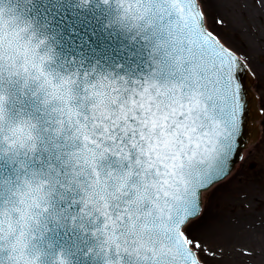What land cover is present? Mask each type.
I'll list each match as a JSON object with an SVG mask.
<instances>
[{
    "label": "snow or ice",
    "instance_id": "obj_1",
    "mask_svg": "<svg viewBox=\"0 0 264 264\" xmlns=\"http://www.w3.org/2000/svg\"><path fill=\"white\" fill-rule=\"evenodd\" d=\"M203 6L204 0H137L135 8L129 6L131 16L127 11L121 16L122 23L155 42V70L147 86L141 83L142 92L102 78L91 85L90 95L88 76L79 82L66 79L62 90L45 100L50 107L43 109L44 116L24 121L27 132L10 129L11 135H4L0 124V143L26 173L15 192L25 197L19 201L24 207L8 209L7 227L0 225V239L9 238L17 264H33L24 260L22 222L28 227L36 219L34 212L48 211V198L59 183L54 175L29 171L28 157L53 132L64 135L65 147H76L65 163L72 167V181L83 189L85 209L93 206L111 221L104 225V250L112 252L114 243L115 256L122 255L121 249L127 256L115 264H203L204 241L189 224L199 215L202 190L227 174L241 110L236 72L244 62L207 30ZM37 47L20 44L17 33L0 42V80L5 65L10 78L20 75V64L24 74L38 69V59L44 58H37ZM5 114L0 95V121ZM109 157L116 167H100ZM11 191L10 183L3 185L0 198ZM16 211L20 219L13 221L9 213Z\"/></svg>",
    "mask_w": 264,
    "mask_h": 264
},
{
    "label": "water",
    "instance_id": "obj_2",
    "mask_svg": "<svg viewBox=\"0 0 264 264\" xmlns=\"http://www.w3.org/2000/svg\"><path fill=\"white\" fill-rule=\"evenodd\" d=\"M136 4L137 0H107V3L105 0H0V11L3 12L0 15V42L11 39L12 33H17L20 44L35 46L27 36L29 32L35 37L34 42L43 41L40 48L42 54L50 52V70L67 76L74 74L78 82L88 76L91 83L85 86L90 88V95L94 91L91 85L102 78L140 93L143 91L141 83L147 86L148 77L155 70L154 60L157 57L153 52L154 41L121 22L120 18L126 11L131 16L129 6L135 8ZM222 42L228 46L225 41ZM19 55L22 59L23 53ZM4 60L6 62L7 57ZM18 67L23 72V64ZM236 78L241 110L233 151L226 164L227 174L239 161L243 149L254 145L260 133L258 121L261 114L256 106L257 97L252 91L254 80L244 64L237 70ZM0 95L5 97V110L10 118L23 116L37 121L44 116L43 97L36 91L35 84L5 78L0 80ZM72 119L78 118L73 114ZM67 144L63 134L56 137L53 132L39 146L40 150L28 157L29 171L54 175L59 180L48 198V211L41 215L31 233L29 255L35 258L32 259L33 264H58L60 259L65 264H115V260L126 261L127 256L122 249V255L115 256L114 243L112 252L104 250V239L108 238L104 225L111 221H105L103 212L93 206L85 209L83 189L72 181V167L65 163L68 151L76 150V147L67 148ZM6 148L0 143V190L9 183L16 186L26 175L19 163L7 154ZM99 166L115 168V160L109 157ZM15 199L17 208H23L19 201L25 197L17 193ZM5 202L6 194L0 198V225L3 228L7 227L4 223V213L8 210ZM96 202L94 200L91 204ZM100 206L103 207V202ZM9 217L13 221L19 220L20 213L11 212ZM22 227L25 231L23 240L27 243L28 227L23 222ZM3 228H0V237ZM0 243L4 241L0 239ZM24 260L29 259L25 256ZM0 264H9L8 253L3 249H0ZM14 264H17L15 260Z\"/></svg>",
    "mask_w": 264,
    "mask_h": 264
},
{
    "label": "rangeland",
    "instance_id": "obj_3",
    "mask_svg": "<svg viewBox=\"0 0 264 264\" xmlns=\"http://www.w3.org/2000/svg\"><path fill=\"white\" fill-rule=\"evenodd\" d=\"M207 28L242 56L256 77V90L264 110V0H204ZM223 20L224 23H217ZM260 144L245 155V160L220 185L203 197V211H211L222 221L234 225V234L215 229L208 234L197 230L202 214L189 228L204 241L200 253L204 264H264V118ZM254 163V168L248 167ZM223 186V188H222ZM237 237L242 243L233 240ZM238 243V245H237ZM215 251L218 255H211Z\"/></svg>",
    "mask_w": 264,
    "mask_h": 264
},
{
    "label": "clouds",
    "instance_id": "obj_4",
    "mask_svg": "<svg viewBox=\"0 0 264 264\" xmlns=\"http://www.w3.org/2000/svg\"><path fill=\"white\" fill-rule=\"evenodd\" d=\"M125 24V23H124ZM128 26L127 24H125ZM27 36L29 39L32 40V42L37 45L36 48V55L37 58L43 57V61L40 62L38 59L39 68L38 69H32L28 74H24L23 72L20 73L19 76L15 77H9L7 66L5 65L4 68V76L7 79H19L23 81L25 84H35L36 85V91L39 92L43 97V105L45 109L46 107H50V105H45V100L51 99V93L54 91H60L64 87L63 81L66 79H72L75 77L73 76H67L62 75L59 71L50 70L49 63L52 61V56L50 52H44L43 54L40 51V48L42 47L43 43L41 41L39 43L34 42L35 37L32 35H29V32L27 33ZM43 72V75H40V72ZM50 82V83H49ZM28 120V118H25L21 116L19 119H13L10 118L8 115V112L6 111L5 118L3 121H0V124L3 125V134L4 135H11L10 129H22L25 132L28 131L26 128L24 121ZM35 135V132L32 133ZM0 139H2V136H0ZM16 186H12L11 192H6V202L4 203L5 207L10 209L12 207L17 206V200L15 199V192H16ZM33 215L36 217L35 220H30L28 224L27 231L29 233V238L27 241V247L24 249V256L28 257L29 260L35 259L34 257L29 255V248L32 245L31 240V233L32 230L36 226V222L40 219L41 215L34 212ZM14 243V239L12 240ZM3 250H5L8 253L9 256V264H14V260L11 258L13 256V253L11 251V244L9 243V238L6 237L3 243Z\"/></svg>",
    "mask_w": 264,
    "mask_h": 264
},
{
    "label": "bare ground",
    "instance_id": "obj_5",
    "mask_svg": "<svg viewBox=\"0 0 264 264\" xmlns=\"http://www.w3.org/2000/svg\"><path fill=\"white\" fill-rule=\"evenodd\" d=\"M223 188V186H222ZM203 212H205L206 214L202 215L201 218L199 219L198 223H197V230H204L205 232H207L208 234L212 233V231H214L215 229H219V232L221 233H225V231H227L229 234L226 235V242H230L232 235L230 234H235L234 230V225L230 223V221H222V218H220L219 216H216L215 214H213L211 211L208 210H204ZM233 240L238 242L240 239L237 237H233ZM239 243H242L241 240L239 241ZM238 245V243H237Z\"/></svg>",
    "mask_w": 264,
    "mask_h": 264
}]
</instances>
